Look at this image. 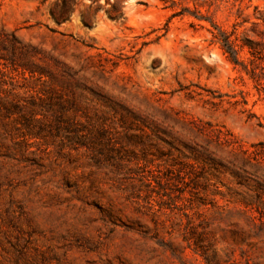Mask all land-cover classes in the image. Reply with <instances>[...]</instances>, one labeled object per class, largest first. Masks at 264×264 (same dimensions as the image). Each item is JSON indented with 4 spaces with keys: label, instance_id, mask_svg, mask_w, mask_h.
Returning a JSON list of instances; mask_svg holds the SVG:
<instances>
[{
    "label": "rangeland",
    "instance_id": "1",
    "mask_svg": "<svg viewBox=\"0 0 264 264\" xmlns=\"http://www.w3.org/2000/svg\"><path fill=\"white\" fill-rule=\"evenodd\" d=\"M54 2L0 0V264H264V0Z\"/></svg>",
    "mask_w": 264,
    "mask_h": 264
},
{
    "label": "trees",
    "instance_id": "2",
    "mask_svg": "<svg viewBox=\"0 0 264 264\" xmlns=\"http://www.w3.org/2000/svg\"><path fill=\"white\" fill-rule=\"evenodd\" d=\"M97 1V0H92ZM54 12H51L53 20L57 24H61L68 20V14L75 6L74 0L71 4H68L65 0H55L53 3ZM217 41H220L221 47L225 53H227L229 60L237 65L240 64L237 56L239 51L247 49V52L252 56L253 60H249L250 64L254 65L256 61L264 62V43L262 41H254L244 36L242 38L231 39L229 35L221 33V38H216ZM246 68V67H245ZM258 66L251 69V77L255 78V69Z\"/></svg>",
    "mask_w": 264,
    "mask_h": 264
}]
</instances>
